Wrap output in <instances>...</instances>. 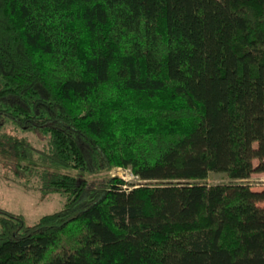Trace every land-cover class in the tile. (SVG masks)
I'll list each match as a JSON object with an SVG mask.
<instances>
[{
	"label": "trees",
	"instance_id": "obj_1",
	"mask_svg": "<svg viewBox=\"0 0 264 264\" xmlns=\"http://www.w3.org/2000/svg\"><path fill=\"white\" fill-rule=\"evenodd\" d=\"M8 123L66 201L0 207V264H264V0H0Z\"/></svg>",
	"mask_w": 264,
	"mask_h": 264
},
{
	"label": "rangeland",
	"instance_id": "obj_2",
	"mask_svg": "<svg viewBox=\"0 0 264 264\" xmlns=\"http://www.w3.org/2000/svg\"><path fill=\"white\" fill-rule=\"evenodd\" d=\"M7 136L23 140L41 150H47L50 138L40 136L33 132L23 131L12 123L0 127V150L12 156L15 160V146ZM2 137V138H1ZM49 140V143H48ZM4 146L2 147V145ZM2 155V154H1ZM0 155V207L8 211L22 214L27 224H33L39 218L48 213L55 212L63 207L66 195L63 191L51 189L49 186L50 175L44 172L45 166L40 161H31L30 168L25 170L23 166H17L13 162ZM41 155V154H40ZM33 160H39V155L33 153ZM258 160H254L257 165ZM47 171V170H46ZM111 174L122 178L130 184H137L138 177L126 167H116ZM209 182H225L228 178L224 173H213ZM249 183L254 190L264 189V171H254L249 177ZM264 207V202L260 203Z\"/></svg>",
	"mask_w": 264,
	"mask_h": 264
}]
</instances>
